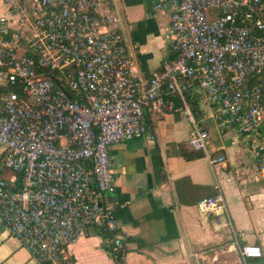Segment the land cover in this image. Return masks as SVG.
I'll list each match as a JSON object with an SVG mask.
<instances>
[{
    "label": "built area",
    "instance_id": "obj_1",
    "mask_svg": "<svg viewBox=\"0 0 264 264\" xmlns=\"http://www.w3.org/2000/svg\"><path fill=\"white\" fill-rule=\"evenodd\" d=\"M0 15V222L42 264H80L69 250L90 224L113 256L123 247L107 192L108 147L153 139L148 116L177 111L188 144L210 166V133L193 108L235 126L264 175V0H156L169 9V54L149 78L128 56L114 0H4ZM196 201L200 218L229 223L217 184ZM219 211V212H218ZM240 264H264L261 247L233 242ZM198 264H204L202 261Z\"/></svg>",
    "mask_w": 264,
    "mask_h": 264
},
{
    "label": "crops",
    "instance_id": "obj_2",
    "mask_svg": "<svg viewBox=\"0 0 264 264\" xmlns=\"http://www.w3.org/2000/svg\"><path fill=\"white\" fill-rule=\"evenodd\" d=\"M127 40L128 56L145 79L169 54V9L156 0H114ZM7 4L0 0V15ZM210 133V150L225 158L215 167L188 144L189 122L177 111L147 116L154 136L133 137L108 147L114 169L107 198L117 221L123 253L113 256L104 230L90 224L69 250L80 264H240L233 242L256 244L264 260V175L235 126L218 129L204 101L193 108ZM3 147L0 146V155ZM0 175L16 178L0 166ZM217 184L229 223L215 214L200 218L196 201ZM219 212V211H218ZM0 264H42L0 222Z\"/></svg>",
    "mask_w": 264,
    "mask_h": 264
},
{
    "label": "water",
    "instance_id": "obj_3",
    "mask_svg": "<svg viewBox=\"0 0 264 264\" xmlns=\"http://www.w3.org/2000/svg\"><path fill=\"white\" fill-rule=\"evenodd\" d=\"M216 264H225V263H216Z\"/></svg>",
    "mask_w": 264,
    "mask_h": 264
},
{
    "label": "rangeland",
    "instance_id": "obj_4",
    "mask_svg": "<svg viewBox=\"0 0 264 264\" xmlns=\"http://www.w3.org/2000/svg\"><path fill=\"white\" fill-rule=\"evenodd\" d=\"M4 167H5V166H4ZM4 167H3V168H4Z\"/></svg>",
    "mask_w": 264,
    "mask_h": 264
}]
</instances>
